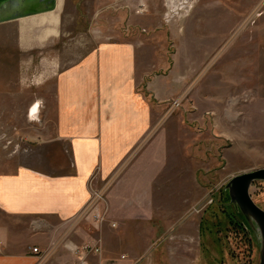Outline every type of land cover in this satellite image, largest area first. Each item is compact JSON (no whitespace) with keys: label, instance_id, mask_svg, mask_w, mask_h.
<instances>
[{"label":"rangeland","instance_id":"1","mask_svg":"<svg viewBox=\"0 0 264 264\" xmlns=\"http://www.w3.org/2000/svg\"><path fill=\"white\" fill-rule=\"evenodd\" d=\"M109 42L136 46L137 91L160 104L157 129L167 136L152 245L139 264H260L259 232L226 187L264 169V0H59L53 13L1 24L0 178L24 168L71 171L67 147L56 142L58 74ZM104 187L107 194L111 184ZM250 193L264 210V182ZM100 226L0 208L4 251L39 248V264L70 259L73 241L84 232L96 241Z\"/></svg>","mask_w":264,"mask_h":264},{"label":"crops","instance_id":"2","mask_svg":"<svg viewBox=\"0 0 264 264\" xmlns=\"http://www.w3.org/2000/svg\"><path fill=\"white\" fill-rule=\"evenodd\" d=\"M137 88L138 51L130 42L102 44L60 72L56 142L67 147L71 171L50 176L24 168L0 178V208L12 216H53L67 223L82 215L94 190L111 184L109 222L95 239L102 254L93 262L139 264L152 245L147 233L155 214L153 188L166 167L167 136L157 129L160 104L154 108ZM1 231L0 264L40 263L32 252L4 251L10 236ZM91 237L84 232L73 245ZM74 261L72 255L51 264Z\"/></svg>","mask_w":264,"mask_h":264},{"label":"water","instance_id":"3","mask_svg":"<svg viewBox=\"0 0 264 264\" xmlns=\"http://www.w3.org/2000/svg\"><path fill=\"white\" fill-rule=\"evenodd\" d=\"M59 0H0V25L53 13ZM264 182V169L234 177L227 185L231 204L261 238L260 264H264V210L252 199L254 183Z\"/></svg>","mask_w":264,"mask_h":264},{"label":"built area","instance_id":"4","mask_svg":"<svg viewBox=\"0 0 264 264\" xmlns=\"http://www.w3.org/2000/svg\"><path fill=\"white\" fill-rule=\"evenodd\" d=\"M106 190L107 188L103 187L101 189L93 191L92 198L88 207H86L79 218L91 217L99 225H104L108 222V211L103 207V204L106 201ZM112 227H117V224L113 223ZM101 253L102 248L100 243L97 241L80 245L73 250L75 261L72 264H93L91 262L92 258L95 256H99ZM33 254L41 256L42 252L39 248H34Z\"/></svg>","mask_w":264,"mask_h":264},{"label":"bare ground","instance_id":"5","mask_svg":"<svg viewBox=\"0 0 264 264\" xmlns=\"http://www.w3.org/2000/svg\"><path fill=\"white\" fill-rule=\"evenodd\" d=\"M40 114V104L37 103L34 107H32V115L38 119V116Z\"/></svg>","mask_w":264,"mask_h":264}]
</instances>
